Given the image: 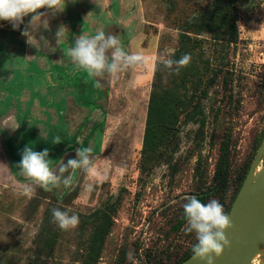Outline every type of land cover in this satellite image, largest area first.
<instances>
[{
	"label": "rangeland",
	"instance_id": "1",
	"mask_svg": "<svg viewBox=\"0 0 264 264\" xmlns=\"http://www.w3.org/2000/svg\"><path fill=\"white\" fill-rule=\"evenodd\" d=\"M207 4L208 0H66L65 9L55 15L46 8L39 10L49 25L33 33L36 39L29 41L31 45L21 35L26 20L20 30H13L10 22L1 23L0 259L5 264H26L31 257L44 264H82L80 224L63 231L53 223L51 210L89 215L109 200L117 204L118 213L99 264H119L123 249L127 261L128 253H134L137 264H147L148 255L174 260L194 245V232L186 234L185 226L180 231L172 226L186 197L198 191L195 168L199 156L210 181L221 143L229 136L234 181L264 131V0H240L239 38L230 47L226 67L230 84L221 77L204 102L205 139L198 146V126H185L174 156L176 172L165 162L149 175L141 171L155 68L162 55L171 57L177 48L179 23ZM61 24L68 28L69 38L57 46L55 32ZM99 30L116 35L126 52L143 53L146 62L115 80L107 74L95 77L94 86L86 88L91 77L71 62L68 49L75 37L92 36ZM81 77L84 80L77 82ZM95 100L107 115L102 133L92 136L88 144L93 148L95 174L77 168V174L69 178V169L58 187L50 186L51 191L34 185L31 198L20 195V186L31 183L18 165L23 149L35 144V151H43L39 139L53 138L46 143L50 150L57 138L67 141L74 134L87 136L98 119L91 123L88 117V106L92 108ZM75 156L66 154L63 164ZM88 185H92L90 191ZM46 217L55 242L49 255L40 256L37 240Z\"/></svg>",
	"mask_w": 264,
	"mask_h": 264
},
{
	"label": "trees",
	"instance_id": "2",
	"mask_svg": "<svg viewBox=\"0 0 264 264\" xmlns=\"http://www.w3.org/2000/svg\"><path fill=\"white\" fill-rule=\"evenodd\" d=\"M239 6L240 0H208L207 6L200 8L195 15L179 23L178 46L170 58L179 59L183 54L188 53L191 55V61L187 67L181 69L178 75H170L161 63L155 68L141 148L140 165L144 175H149L162 162H165L173 173L176 172L177 164L174 156L179 134L185 126L190 124L198 126L197 135L200 138L197 141L198 146L205 139L208 120L204 102L221 77L226 85L230 84L226 67L230 63V47L237 43L239 38ZM30 19L31 15L24 18L27 22ZM7 22L0 21V30L1 23ZM205 42L209 44L205 46ZM229 78L231 82L232 79L230 76ZM82 79L84 80L83 77ZM93 79L94 77H91L90 81L85 82L86 88L94 86ZM92 103V108L88 106L91 110L89 120L94 111L101 112V119L98 121L97 129L94 130L100 135L105 126L106 113L102 111V106L96 100ZM71 137L73 142L58 138L50 143L53 144L49 150V158L52 159L51 167H57L66 154L76 153L78 147H88L92 136L83 137L81 143L78 142L80 136L74 134ZM229 138L227 136L221 143L214 174L210 181L206 178L203 157L199 156L195 168L199 186L198 191L192 194L205 204L212 199L219 200L226 213H229L249 172L264 138V131L251 159L234 181L231 176L232 158ZM52 139L51 137L48 140L39 139L38 143L41 148H48L46 143ZM34 146L35 144L32 145L33 150ZM12 162L16 168L13 159ZM76 172L77 169H74L71 177H74ZM117 213V204L109 200L89 215L79 216L78 238L85 253L82 264H99L105 242L113 230ZM186 223L182 207L172 227L180 231ZM54 242L51 225L46 217L38 234L36 254L49 255L54 248ZM191 249L192 247L188 248L174 260L148 255L147 264H180L192 256ZM5 261L4 258L0 259V264H5ZM40 261L31 257L26 264H44ZM118 263L132 264L131 260L127 261L124 249Z\"/></svg>",
	"mask_w": 264,
	"mask_h": 264
},
{
	"label": "clouds",
	"instance_id": "3",
	"mask_svg": "<svg viewBox=\"0 0 264 264\" xmlns=\"http://www.w3.org/2000/svg\"><path fill=\"white\" fill-rule=\"evenodd\" d=\"M65 5L66 0H0V21H8L13 30H20L21 25L25 23L24 18L31 15V19L21 31V35L26 37L29 43L35 38L33 33L41 25L46 30L48 29V19H42L45 14L39 10L46 8L55 15L62 12ZM68 38V28L61 24L55 32L57 46ZM41 40L49 44L44 37H41ZM109 50H111L110 56L106 55ZM68 56L73 64L86 70L90 77L103 78L107 74L112 80L118 79L129 69L142 67L146 62L143 53L126 52L116 35H106L103 30L97 31L92 36L80 34L75 37L74 44L68 49ZM159 59L170 75H178L182 68L189 65L191 55L185 53L179 59L162 55ZM97 85L99 86V80H97ZM48 157L49 150L47 148L39 152L29 146L23 149L18 165L21 175L31 183L20 186V195L31 198L35 193L34 185L42 187L45 191H51L52 187L60 185L64 173L69 169L79 168L90 175L95 174L91 146L78 147L75 158L69 159L66 164L62 163L58 167H51V160ZM57 169H59L58 173ZM63 181L67 182L66 179ZM91 188L92 185H88L89 191ZM186 201L183 204L184 216L187 221L184 231L186 234L194 232L197 240L191 249L193 258L203 261L210 260L213 255L217 258L221 257L225 248L230 247V241L225 233L232 227L229 214L225 212L224 206L216 199H212L206 204L202 203L194 195L186 197ZM51 211L53 223L61 230L68 231L78 227L79 216L75 213L70 215L71 209L61 211L59 208H53ZM128 258L132 264H137L133 252L128 253Z\"/></svg>",
	"mask_w": 264,
	"mask_h": 264
},
{
	"label": "water",
	"instance_id": "4",
	"mask_svg": "<svg viewBox=\"0 0 264 264\" xmlns=\"http://www.w3.org/2000/svg\"><path fill=\"white\" fill-rule=\"evenodd\" d=\"M228 214L232 227L225 234L230 247L223 255L203 261L190 256L180 264H264V138Z\"/></svg>",
	"mask_w": 264,
	"mask_h": 264
},
{
	"label": "flooded vegetation",
	"instance_id": "5",
	"mask_svg": "<svg viewBox=\"0 0 264 264\" xmlns=\"http://www.w3.org/2000/svg\"><path fill=\"white\" fill-rule=\"evenodd\" d=\"M58 75H60V74H58ZM95 78V77H94ZM81 80H82V77L79 79V81L78 82H81ZM55 85H56V87H58L57 86V83L55 82L54 83ZM78 102H80V101H78ZM80 103H84L83 101H81ZM85 104V103H84ZM83 105V104H82ZM102 111L103 112H105L104 110H103V108H102ZM90 113H91V110H90V112H89V115H90ZM106 113V112H105ZM95 114L97 115V116H95ZM88 117H90V116H88ZM98 118V119H97ZM94 119H97L96 121H94V123L91 125L90 123H89V126H90V130H89V133H88V135L87 136H84L83 134H80V135H77V136H80L79 137V140H78V142L79 143H81L82 141H83V137H88V136H98V131H94V130H96L97 129V124H98V121L101 119V112L100 111H94L93 112V114H92V117H91V119H90V121H91V123L93 122V120ZM106 119H107V115H106ZM106 119H105V123H106ZM95 132V133H94ZM58 139V138H57ZM59 140H61L60 138H59ZM72 153V152H71Z\"/></svg>",
	"mask_w": 264,
	"mask_h": 264
}]
</instances>
